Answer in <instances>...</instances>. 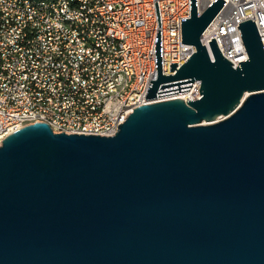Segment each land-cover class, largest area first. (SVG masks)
Masks as SVG:
<instances>
[{
  "label": "water",
  "instance_id": "obj_1",
  "mask_svg": "<svg viewBox=\"0 0 264 264\" xmlns=\"http://www.w3.org/2000/svg\"><path fill=\"white\" fill-rule=\"evenodd\" d=\"M226 1L181 19L195 51L158 76L114 135L37 122L0 146V264H264V44L238 26L234 68L201 36ZM158 26L161 27L158 2Z\"/></svg>",
  "mask_w": 264,
  "mask_h": 264
},
{
  "label": "built area",
  "instance_id": "obj_2",
  "mask_svg": "<svg viewBox=\"0 0 264 264\" xmlns=\"http://www.w3.org/2000/svg\"><path fill=\"white\" fill-rule=\"evenodd\" d=\"M215 0H196L200 15ZM201 36L217 42L234 68L248 59L238 26L256 23L264 44V0H224ZM156 2L161 21L158 26ZM191 0H0V146L19 128L48 123L55 132L114 135L135 107L200 98V81L184 93L146 100L158 76L161 30L164 75L195 51L182 43Z\"/></svg>",
  "mask_w": 264,
  "mask_h": 264
}]
</instances>
